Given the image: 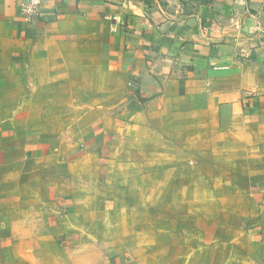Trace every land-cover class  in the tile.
<instances>
[{
	"label": "crops",
	"instance_id": "1",
	"mask_svg": "<svg viewBox=\"0 0 264 264\" xmlns=\"http://www.w3.org/2000/svg\"><path fill=\"white\" fill-rule=\"evenodd\" d=\"M21 1L0 0V122L37 125L20 139L36 152L58 145L27 157L20 197L0 203L15 263L264 264V204L255 199L264 195V0H43L33 22L21 18ZM128 91L147 100L119 129L123 138L164 128L176 141H216L229 174L243 173L242 187L259 193L245 196L243 212L216 214L213 238L199 212L178 226L170 220L171 228L150 215L127 234L106 212L94 214L93 186L78 185L65 159L91 137V127L78 132L81 121L92 125L93 109ZM28 108L39 115L3 117ZM18 134L6 132L9 141ZM236 184L230 177V190ZM150 194L147 204L156 205ZM227 201L237 205L216 198Z\"/></svg>",
	"mask_w": 264,
	"mask_h": 264
},
{
	"label": "rangeland",
	"instance_id": "2",
	"mask_svg": "<svg viewBox=\"0 0 264 264\" xmlns=\"http://www.w3.org/2000/svg\"><path fill=\"white\" fill-rule=\"evenodd\" d=\"M146 100L138 92L128 91L123 100L109 103L103 110L93 109L92 125H86L82 120L81 128L77 126L81 133L91 127L90 139L80 143L82 151L77 148L76 154L65 160L75 165L78 185L82 183L93 186L91 199L94 214L103 215L106 212L110 223H115L114 228L118 227L122 233L127 234L138 226H146L150 222V215H155L157 221L161 222L158 227L163 228L166 227L165 224L169 225L170 220H174L178 226L183 214L199 212L204 214V231L208 237L213 238V234L216 236V214L228 210L229 207L240 210L238 213L243 212L246 207L245 196H250L253 192L257 197L259 193L255 189L246 190L242 187L243 173L229 174L225 169L228 165L227 154L216 158V141H176L170 137L169 129L164 128L161 135H156L150 128L143 131L139 140L128 138V134L123 138L119 129H123L133 113L142 109ZM12 111L14 119L40 113L31 108L18 111L13 109L7 110L3 117L10 114L12 116ZM106 120L109 125L105 126ZM18 127L14 124L6 129L4 123L0 122V203L17 197V194L20 197L19 178L27 157H35L34 154L38 153L44 155L50 148L58 145V142L51 146L42 144L40 152H36L30 148L29 139L24 142L20 139L28 137L26 132H38L35 131L38 126L29 125L26 129ZM6 132L19 133L18 140L9 141ZM34 136L32 134L31 139ZM31 143L36 144L34 140ZM56 159L60 167H68L63 158ZM59 174L65 175L62 172ZM41 175L44 177V172ZM230 177L238 183L233 190L228 187ZM153 182H156L155 189L151 187ZM153 192L154 196L156 192L158 202L156 205L147 204L148 195ZM176 197H186L189 200L178 206L170 204ZM218 197H235L237 205H231L228 201L224 205L216 204ZM255 199L264 204V195L261 199ZM243 224L242 221V228ZM7 234L4 208L0 204V264H18L15 261L19 258L12 257L9 252L12 238Z\"/></svg>",
	"mask_w": 264,
	"mask_h": 264
},
{
	"label": "built area",
	"instance_id": "3",
	"mask_svg": "<svg viewBox=\"0 0 264 264\" xmlns=\"http://www.w3.org/2000/svg\"><path fill=\"white\" fill-rule=\"evenodd\" d=\"M43 0H22L20 3V16L26 22H33L40 16Z\"/></svg>",
	"mask_w": 264,
	"mask_h": 264
}]
</instances>
